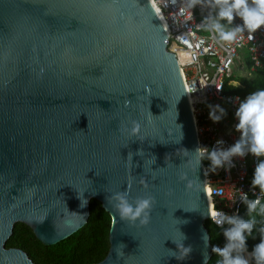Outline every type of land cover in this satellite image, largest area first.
I'll use <instances>...</instances> for the list:
<instances>
[{
	"label": "water",
	"instance_id": "water-1",
	"mask_svg": "<svg viewBox=\"0 0 264 264\" xmlns=\"http://www.w3.org/2000/svg\"><path fill=\"white\" fill-rule=\"evenodd\" d=\"M168 37L151 0H0V264H34L8 248L19 224L53 247L92 200L112 221L97 264L210 263L204 162ZM121 191L155 198L149 225L120 220L107 197ZM182 240L181 261L169 250Z\"/></svg>",
	"mask_w": 264,
	"mask_h": 264
},
{
	"label": "built area",
	"instance_id": "built-area-1",
	"mask_svg": "<svg viewBox=\"0 0 264 264\" xmlns=\"http://www.w3.org/2000/svg\"><path fill=\"white\" fill-rule=\"evenodd\" d=\"M153 3L165 22L168 50L176 55L179 63L200 148L218 147L217 141L222 140L224 143L220 147L227 149L240 138L235 128L238 123L235 113L239 103L246 98L227 95L226 86L230 84L228 81L241 52L248 54L253 71L264 69V28L254 34V39H249L245 31L236 41L224 42L214 38L202 25L204 18L212 14L208 0H203L194 9L189 7V0H153ZM235 24H242V21L237 18ZM209 105H219L227 115L219 123H214L210 119ZM203 162L205 185L211 199L209 222L217 227L212 221L219 211L241 215V208L245 205L242 194L250 200L259 196V189H253L247 182L258 159L251 154L244 158L235 157L234 167L215 171L209 160Z\"/></svg>",
	"mask_w": 264,
	"mask_h": 264
},
{
	"label": "clouds",
	"instance_id": "clouds-1",
	"mask_svg": "<svg viewBox=\"0 0 264 264\" xmlns=\"http://www.w3.org/2000/svg\"><path fill=\"white\" fill-rule=\"evenodd\" d=\"M202 2L203 0H189V7L194 9ZM208 3L214 9V15L206 16L202 25L214 38L218 37L221 41L231 43L246 31L249 34L248 38L254 39V34L264 28V0H208ZM237 18L242 24H235ZM209 108L210 119L214 123H219L227 115L219 105H209ZM235 116L238 120L235 128L240 133V138L232 146L227 149L220 147L224 143L220 140L217 141L218 147L198 148L195 153L200 157V163L204 159L209 160L213 171L218 168L234 167L235 157L244 158L251 154L257 158L252 187L259 189V196L250 200L246 194L241 195L247 207L249 216L247 220L223 211L217 213V218L212 222L222 230L226 243L223 248L214 247L213 251L218 257L216 264H252V261L255 264H264V203L261 200V197H264V88L257 89L241 101ZM139 129L140 124L133 121L132 134H137ZM180 179L185 180L187 177L182 174ZM113 201L115 203L112 206L122 222L132 225L139 222L142 227L150 224L156 203L154 197H140L133 201L129 199L127 191H121L107 197L108 203L111 204ZM82 203L84 206L87 204ZM181 235L183 240L187 239L183 233ZM256 235H259L260 243L248 253V239H255ZM183 240L180 243L173 241L177 245L178 253L169 250L171 256L181 261L188 258L192 252V247L190 245L186 247Z\"/></svg>",
	"mask_w": 264,
	"mask_h": 264
},
{
	"label": "trees",
	"instance_id": "trees-1",
	"mask_svg": "<svg viewBox=\"0 0 264 264\" xmlns=\"http://www.w3.org/2000/svg\"><path fill=\"white\" fill-rule=\"evenodd\" d=\"M261 75H263V78L255 82L241 81V84L246 89L245 92L226 86L225 93L227 95L234 94L247 97L257 89L264 88V74ZM254 171L255 169L251 170L248 175L247 182L251 186ZM262 203H264V199ZM90 212L89 222L82 230L53 247L43 245L39 242L32 228L24 224H19L16 227L13 238L8 242V248L23 249L30 255L34 264L100 263L108 256L110 251L109 234L112 221L110 215L105 212L101 203L97 200L91 201ZM240 217L245 220L249 219L246 205L242 206ZM257 219L259 220L260 218L257 217ZM206 227L211 237L212 247L218 246L223 248L226 240L222 234V230L215 227L211 222H207ZM257 227H259V224ZM258 243H260L259 235H256L255 239L249 238L247 242L248 253H251L254 246ZM212 254V260L209 264H216L218 257L214 251H212ZM252 264H255V262L252 261Z\"/></svg>",
	"mask_w": 264,
	"mask_h": 264
},
{
	"label": "crops",
	"instance_id": "crops-1",
	"mask_svg": "<svg viewBox=\"0 0 264 264\" xmlns=\"http://www.w3.org/2000/svg\"><path fill=\"white\" fill-rule=\"evenodd\" d=\"M212 14H213V12H212ZM236 65H239L238 68L239 67L241 68L244 65L246 67V73L244 75L240 76V78H238V79H235L234 75H232V78L230 79L231 82L228 81L230 83L228 85V88H235V89H238L242 92H245L246 89L241 84V81L255 82L256 80L263 78V75H261V74H264V69H261L259 71H253L252 70V64L250 63V61L248 59V54L246 52L240 53V59L237 61ZM231 95H234V94H231ZM235 96H238L241 98H246V97H243L241 95H235Z\"/></svg>",
	"mask_w": 264,
	"mask_h": 264
},
{
	"label": "rangeland",
	"instance_id": "rangeland-1",
	"mask_svg": "<svg viewBox=\"0 0 264 264\" xmlns=\"http://www.w3.org/2000/svg\"><path fill=\"white\" fill-rule=\"evenodd\" d=\"M213 15H214V9H212ZM239 65H236L233 69V75L235 79L240 78V76L244 75L246 73V67L243 65V67H239Z\"/></svg>",
	"mask_w": 264,
	"mask_h": 264
},
{
	"label": "bare ground",
	"instance_id": "bare-ground-1",
	"mask_svg": "<svg viewBox=\"0 0 264 264\" xmlns=\"http://www.w3.org/2000/svg\"><path fill=\"white\" fill-rule=\"evenodd\" d=\"M152 1V3H153V0H151ZM153 5H154V7L156 8V6H155V4L153 3ZM156 10H157V8H156ZM158 11V13H159V15H160V12H159V10H157ZM160 17H161V15H160ZM162 18V17H161ZM162 21H163V23L165 24V22H164V20L162 19ZM207 193V199H208V202H209V205H210V203H211V199H210V196H209V192L207 191L206 192Z\"/></svg>",
	"mask_w": 264,
	"mask_h": 264
}]
</instances>
